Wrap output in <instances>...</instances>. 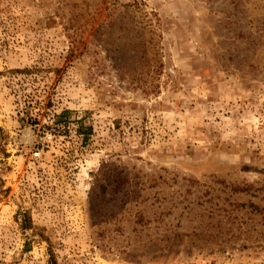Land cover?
<instances>
[{
  "label": "rangeland",
  "instance_id": "1",
  "mask_svg": "<svg viewBox=\"0 0 264 264\" xmlns=\"http://www.w3.org/2000/svg\"><path fill=\"white\" fill-rule=\"evenodd\" d=\"M0 264H264V0H0Z\"/></svg>",
  "mask_w": 264,
  "mask_h": 264
},
{
  "label": "trees",
  "instance_id": "2",
  "mask_svg": "<svg viewBox=\"0 0 264 264\" xmlns=\"http://www.w3.org/2000/svg\"><path fill=\"white\" fill-rule=\"evenodd\" d=\"M64 113H66V111H64L62 114H60V115H57V117H62V116H64ZM79 133H83V134H87L86 132L84 133V132H82V131H80V129H79Z\"/></svg>",
  "mask_w": 264,
  "mask_h": 264
}]
</instances>
